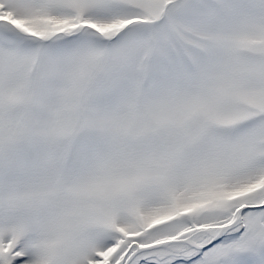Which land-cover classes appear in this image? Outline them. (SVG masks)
Segmentation results:
<instances>
[{
    "label": "snow or ice",
    "instance_id": "1",
    "mask_svg": "<svg viewBox=\"0 0 264 264\" xmlns=\"http://www.w3.org/2000/svg\"><path fill=\"white\" fill-rule=\"evenodd\" d=\"M0 264H264V0H0Z\"/></svg>",
    "mask_w": 264,
    "mask_h": 264
}]
</instances>
